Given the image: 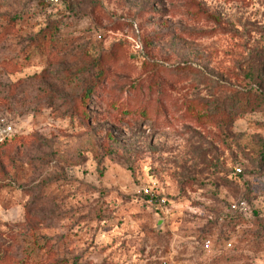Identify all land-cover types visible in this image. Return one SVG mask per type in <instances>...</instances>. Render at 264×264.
I'll return each instance as SVG.
<instances>
[{
  "label": "rangeland",
  "instance_id": "rangeland-1",
  "mask_svg": "<svg viewBox=\"0 0 264 264\" xmlns=\"http://www.w3.org/2000/svg\"><path fill=\"white\" fill-rule=\"evenodd\" d=\"M2 119L0 264H264V0H0Z\"/></svg>",
  "mask_w": 264,
  "mask_h": 264
},
{
  "label": "built area",
  "instance_id": "built-area-1",
  "mask_svg": "<svg viewBox=\"0 0 264 264\" xmlns=\"http://www.w3.org/2000/svg\"><path fill=\"white\" fill-rule=\"evenodd\" d=\"M19 133H21V130L16 129L12 122H7L4 119L0 120V143L11 140L14 135H18ZM239 209L246 210L245 202L242 201L239 203ZM203 247L209 249L210 242L208 240L204 241Z\"/></svg>",
  "mask_w": 264,
  "mask_h": 264
},
{
  "label": "trees",
  "instance_id": "trees-1",
  "mask_svg": "<svg viewBox=\"0 0 264 264\" xmlns=\"http://www.w3.org/2000/svg\"><path fill=\"white\" fill-rule=\"evenodd\" d=\"M19 135H20V134H19ZM15 136H16V135H14V136L12 137V139H13ZM12 139H11V140H12ZM11 140H9V141H11ZM6 142H8V141L2 142V143H0V145H1V144H4V143H6Z\"/></svg>",
  "mask_w": 264,
  "mask_h": 264
}]
</instances>
